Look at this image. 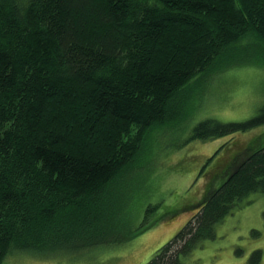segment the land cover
<instances>
[{"label":"trees","instance_id":"obj_1","mask_svg":"<svg viewBox=\"0 0 264 264\" xmlns=\"http://www.w3.org/2000/svg\"><path fill=\"white\" fill-rule=\"evenodd\" d=\"M247 62L264 67V0H0V264L13 250L116 243L147 228L123 232L146 137L188 123L185 91L200 74ZM262 125L264 104L245 121H200L189 140ZM237 157L147 264H183L264 192L263 138Z\"/></svg>","mask_w":264,"mask_h":264},{"label":"rangeland","instance_id":"obj_2","mask_svg":"<svg viewBox=\"0 0 264 264\" xmlns=\"http://www.w3.org/2000/svg\"><path fill=\"white\" fill-rule=\"evenodd\" d=\"M185 93L191 119L181 130L152 131L136 159L140 174L128 182L123 232L147 228L116 243L45 252L13 250L3 264H147L196 214L203 197L223 183L235 156L239 160L252 142L264 140V125L208 141L189 140L192 127L205 119L241 122L258 113L264 104V67L259 64L200 74ZM182 263L264 264V192L239 203L215 225L211 237L182 255Z\"/></svg>","mask_w":264,"mask_h":264}]
</instances>
